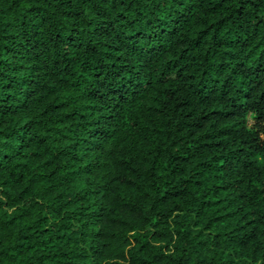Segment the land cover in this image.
Returning a JSON list of instances; mask_svg holds the SVG:
<instances>
[{
  "label": "trees",
  "instance_id": "obj_1",
  "mask_svg": "<svg viewBox=\"0 0 264 264\" xmlns=\"http://www.w3.org/2000/svg\"><path fill=\"white\" fill-rule=\"evenodd\" d=\"M0 264H264V0H0Z\"/></svg>",
  "mask_w": 264,
  "mask_h": 264
}]
</instances>
